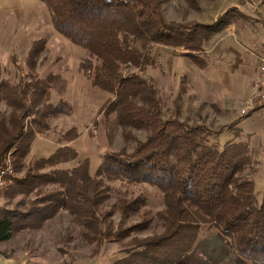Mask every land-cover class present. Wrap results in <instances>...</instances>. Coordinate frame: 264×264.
Wrapping results in <instances>:
<instances>
[{
    "label": "trees",
    "instance_id": "obj_1",
    "mask_svg": "<svg viewBox=\"0 0 264 264\" xmlns=\"http://www.w3.org/2000/svg\"><path fill=\"white\" fill-rule=\"evenodd\" d=\"M41 1L50 13L54 30L86 51L84 72L91 84L113 95L105 112H114L124 130L144 129L148 134L132 151L123 149L105 155L96 180L89 174L88 158L71 170L56 168L77 158L76 150L68 145L33 161L24 177H10L6 199L30 194L35 198L19 199L11 211L0 209V242L10 239L17 228L41 224L62 207L85 220L91 241L123 240L145 225L115 231L99 228L97 210L103 202V181L144 182L163 195V209L156 217L164 230L143 240L133 239L129 245L137 250L127 255L130 264H189L190 250L203 224L214 226L228 237L251 264H264V191L258 199L253 180L243 177L250 163L246 143L222 144L212 140L223 133L222 129L212 131L176 118L163 119L149 80L137 72L122 73L124 68L143 71L155 45L183 48L182 55L202 67L203 61L195 54L202 52L204 43L212 38L215 24L168 21L163 16V0ZM187 1L199 9L196 0ZM230 12L224 11L223 17ZM44 43L35 41L28 51V81H0V104L9 109L6 115L0 108V166L10 152L12 166L18 170L36 135L47 127L46 118L66 112L57 111L49 101L55 77L40 78L34 73V60L42 53ZM47 166L54 168L52 176L36 172ZM48 182L56 184V189L41 195L42 185ZM142 203L121 198L115 207L127 217L130 212L138 214ZM123 260L115 264H124Z\"/></svg>",
    "mask_w": 264,
    "mask_h": 264
},
{
    "label": "rangeland",
    "instance_id": "obj_2",
    "mask_svg": "<svg viewBox=\"0 0 264 264\" xmlns=\"http://www.w3.org/2000/svg\"><path fill=\"white\" fill-rule=\"evenodd\" d=\"M196 2L198 10L187 0H163L162 8L168 21L215 24L212 38L204 43L202 52L195 54L200 62L203 61L202 67L183 56V48L155 45L143 71L124 68L122 73L137 72L149 80L160 102L163 119L176 118L190 126L201 125L212 131L222 129L220 136L212 137L222 144L246 143L250 163L243 177L253 180L255 195L261 199L264 191V107L260 106L264 104L257 103L250 110L245 107L256 81L252 82L250 73L258 67L260 57L256 60L252 54L256 50L245 42L241 44L237 34L240 26L253 28L263 21L264 0ZM226 10L231 12L223 17ZM250 14L255 16V21H249ZM257 29L261 30V26L257 25ZM38 40L45 43L42 53L34 60V73L40 78L55 77L49 101L57 106V111L64 109L66 112L59 111L46 118L47 127L36 135L30 153L21 160L22 166L14 170L15 176L24 177L33 161L47 158L58 147L68 145L76 150L77 158L56 168L71 170L88 158L89 174L96 180L99 178L97 169L105 155L123 149L132 151L136 142L143 141L148 132L135 128L124 130L114 112H105L113 95L91 84L84 72L86 51L54 30L50 13L41 0H0V81L13 84L21 79L28 81L26 58L30 47ZM0 108L8 115L9 109L4 103ZM74 135L75 140L67 141ZM9 159L11 162V154ZM52 169L47 166L36 172L52 176ZM103 183L109 190L102 188L103 202L97 210L99 228L115 231L136 224L145 225L144 228L134 230L120 241H91L90 226L84 224L85 220L62 207L41 224L17 228L10 239L0 242V264H115L120 259L130 264L127 255L137 249L129 243L133 239L159 235L164 230L156 217L163 209V195L144 182L104 180ZM54 189L56 184L48 182L42 185L39 193L44 195ZM34 198V194L4 197L1 209L11 211L19 199ZM121 198L143 200L138 214L130 212L123 217L115 207ZM190 253L189 264H251L236 251L228 237L209 224L201 226Z\"/></svg>",
    "mask_w": 264,
    "mask_h": 264
},
{
    "label": "built area",
    "instance_id": "obj_3",
    "mask_svg": "<svg viewBox=\"0 0 264 264\" xmlns=\"http://www.w3.org/2000/svg\"><path fill=\"white\" fill-rule=\"evenodd\" d=\"M258 71L264 74V57L259 58ZM257 103L264 104V82L257 79L253 86L251 97L247 101L246 109H252ZM245 109L242 110L244 112ZM9 152L4 156L2 165L0 166V209L2 208V202L4 200V193L8 187L9 178L15 175L12 162H10Z\"/></svg>",
    "mask_w": 264,
    "mask_h": 264
},
{
    "label": "crops",
    "instance_id": "obj_4",
    "mask_svg": "<svg viewBox=\"0 0 264 264\" xmlns=\"http://www.w3.org/2000/svg\"><path fill=\"white\" fill-rule=\"evenodd\" d=\"M258 10V9H257ZM260 11V10H259ZM261 13H263V21H260L258 23H256V27L253 28H246L243 26L239 27V31H238V38L240 40V43L242 44V42H245L247 46L254 48V50H256L253 55L256 60H258L259 57H264V9L263 12L261 11ZM255 16L250 14L249 15V21H255L253 18ZM257 25L261 26V30L257 29ZM242 56H240L239 58H241ZM251 77H252V82L254 80H261L264 82V74L259 73L257 67L254 69V71L252 73H250Z\"/></svg>",
    "mask_w": 264,
    "mask_h": 264
}]
</instances>
